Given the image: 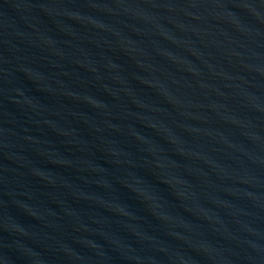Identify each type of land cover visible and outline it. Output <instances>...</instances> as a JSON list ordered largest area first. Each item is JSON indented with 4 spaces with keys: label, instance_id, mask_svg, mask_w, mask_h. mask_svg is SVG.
I'll use <instances>...</instances> for the list:
<instances>
[{
    "label": "water",
    "instance_id": "obj_1",
    "mask_svg": "<svg viewBox=\"0 0 264 264\" xmlns=\"http://www.w3.org/2000/svg\"><path fill=\"white\" fill-rule=\"evenodd\" d=\"M0 264H264V0H0Z\"/></svg>",
    "mask_w": 264,
    "mask_h": 264
}]
</instances>
